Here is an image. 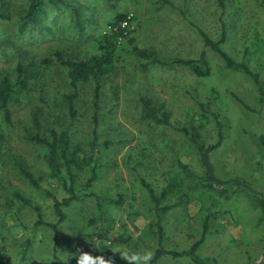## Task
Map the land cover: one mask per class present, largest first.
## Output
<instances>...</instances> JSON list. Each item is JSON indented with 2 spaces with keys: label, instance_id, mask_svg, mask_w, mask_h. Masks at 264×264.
I'll return each mask as SVG.
<instances>
[{
  "label": "rangeland",
  "instance_id": "obj_1",
  "mask_svg": "<svg viewBox=\"0 0 264 264\" xmlns=\"http://www.w3.org/2000/svg\"><path fill=\"white\" fill-rule=\"evenodd\" d=\"M5 1L12 19L0 16V80L5 73L16 79L21 49L37 59L55 51L85 59L94 52L93 37L113 26L117 15L131 19L129 38L123 40L115 72L103 82L98 105L93 83L80 84L76 90L66 68L57 64L17 89L10 103L11 122L0 115V264H101L102 246L111 253V264H143L124 253L152 257L161 246L182 250L192 239L187 233L195 240L204 232L198 264H233L249 245L264 252V0H225L224 6L219 0H72L75 10H54L47 19L54 25L49 35L20 34L17 11L26 0ZM200 30L214 40L225 30L224 50L237 62L247 60L261 84L227 67L205 46ZM135 48L158 62L140 57ZM203 51L209 62L203 75L176 62L198 59ZM73 94L74 117L67 98ZM146 100L152 102L157 118L146 117ZM164 112L170 114L167 124L158 121ZM217 119L223 124V141L211 160L216 176L230 182L206 188L183 168L187 165L197 175L204 172L197 149L181 128L199 132L211 145L219 140ZM52 130L67 133L69 153L77 152L97 168V179L87 191L91 165L74 167L81 198L64 208L67 219L56 231L48 224L35 225V205L41 206L46 223H56L54 198L69 195L62 182L51 178L45 159L49 148L30 139L51 138ZM22 168L38 179L40 187ZM235 179L243 183L237 185ZM173 182L177 191L162 205L179 201L181 205L164 215L160 242L145 183L160 194ZM90 192L102 198V211L96 196H86ZM223 220L230 227L241 223L255 236L251 241L243 236L238 245L222 229ZM56 234L72 243L56 244ZM163 256L155 264L192 261L189 256Z\"/></svg>",
  "mask_w": 264,
  "mask_h": 264
},
{
  "label": "trees",
  "instance_id": "obj_2",
  "mask_svg": "<svg viewBox=\"0 0 264 264\" xmlns=\"http://www.w3.org/2000/svg\"><path fill=\"white\" fill-rule=\"evenodd\" d=\"M219 1L221 5H225V0ZM163 2L168 1L163 0ZM9 4L10 3H7V1L5 0H0V16L4 20L12 19V13L10 11ZM54 10H56L57 13H60L65 12L66 10H75V6L72 3V0H26V5L22 6V8L17 11V30L20 34L23 35L26 32H31L32 34L42 33V35L47 32L48 34V31L54 29V25H50L47 22V19L51 17ZM77 17L78 19H76V24L78 27H81L79 15H77ZM56 18L57 17H54L55 21H57ZM125 18L126 16L124 14L117 15L115 19L116 22L111 29H107L103 34L93 37L94 52L85 59L77 60L66 58L61 51H55L52 56L37 59L36 56L28 52V50L21 49L19 55L21 60H19L15 68L16 79L13 80L12 76L9 73H5L0 80V115L4 116L6 122H11L12 113L10 109V103L14 95L16 94L17 89L25 86L27 79L41 77L46 73L47 70H50L57 64L66 68L71 85L76 90L78 89V86L80 84L93 83L95 100L94 104L95 106L98 105L103 82L106 78H108L112 73L115 72L116 65L120 59V50L122 48L123 40L129 38L128 29L121 25L122 21L125 20ZM199 32L204 40L205 46L209 47L220 57H222L227 67L239 71L241 70L245 74L253 78V80L258 85L261 84L259 75L249 67L247 60L237 62L226 50H224L222 45L226 41L225 30L219 40H214L207 32L203 30H200ZM135 52H137L140 57L146 58L151 62H158L157 58L141 49L135 48ZM23 62L26 64H24ZM176 62L185 66H189L190 68L194 69L198 75L205 74L204 70L209 67V62L206 57L205 51L201 53L198 59L180 58L177 59ZM75 97V94L67 96L70 103L72 117L76 115L74 105ZM241 103L243 104L242 101ZM144 109L146 117H156V109L152 105L151 101H145ZM169 117L170 114L164 112L162 114V117L158 121L167 124L169 122ZM94 120L95 122H98V114H95ZM217 126L219 129V140L215 144L211 145L205 144L199 132L192 131L188 127L181 128V131L190 138L194 147L197 149L200 155L204 172L202 175H197L196 173L192 172L187 165L183 168L187 171V176L189 178H193L195 182L206 188H214L216 186L226 185L230 182L222 181L216 176L215 168L211 160V153L219 146H221L223 141V124L221 123V121H219V119H217ZM51 136V138H44L39 135H34L31 136L30 139L49 148L48 154H46L45 159L51 170V178L57 179V181L62 182L64 190L69 195L62 200L54 198V212L58 218L56 223H46V221L43 220V212L41 206L35 205V209L38 215V220L36 221L35 225L40 226L43 224H48V226L56 231L58 230L59 224L63 223L67 219L64 208L68 207L73 201L81 198V195L75 185L76 180L74 167L82 168L85 164L91 165V176L85 184V190L87 191L93 186V183L97 179V168L91 163L92 161H86L84 158L80 159L77 152V154L69 153L70 148L68 147L69 140L67 133L59 134L57 131L52 130ZM22 172L34 186L40 187L38 179H36L31 172L23 168ZM232 182L237 185L243 183L239 179H235ZM145 186L147 187L150 198L154 203V209L157 215V221L154 224L155 228H157V231L155 230V233L156 235L160 236L159 240L160 242H162L164 235V215L172 208L181 205L180 201L172 205H162V201L167 199L170 193L177 191L176 186H178V184L177 182H173V184L170 183V185L164 187L161 190L160 194H158L150 185L145 183ZM85 194L86 196H96L99 209L101 211L103 210L102 198L100 196L91 192ZM17 196L24 202L30 203V201L25 199L22 195L18 194ZM205 234L206 233L204 232L203 237L195 243L191 252H194L196 247L204 242ZM55 238L56 244L70 245L72 243V240L68 238L60 240L58 234L55 235ZM24 253L26 254V251ZM168 253L175 256L181 255V253L179 252L169 251L161 246L156 250L155 254L151 257L147 264H155L164 254ZM99 260L100 262H103V264L112 263V255L105 246H102L100 249ZM79 264L86 263L80 261ZM134 264H137V262H134Z\"/></svg>",
  "mask_w": 264,
  "mask_h": 264
},
{
  "label": "crops",
  "instance_id": "obj_3",
  "mask_svg": "<svg viewBox=\"0 0 264 264\" xmlns=\"http://www.w3.org/2000/svg\"><path fill=\"white\" fill-rule=\"evenodd\" d=\"M223 222H225V221L223 220ZM230 226H231L230 224H227L225 222V226L223 225L222 229L227 230V232L230 235H232V238L236 242H239V243H237L238 245L242 244L241 240H242L243 236L246 237V239L250 240V241L255 236L254 233L249 228L244 227L241 223H237L236 226H232V227H230ZM215 233L220 234L221 232L215 230ZM191 235H192L191 233H187V236H189V239L192 237V239L188 241L189 247H187V248L183 247L182 250H176V252L181 253V255L175 256V255L170 254V253H168L167 255H172L174 257L189 256L192 258L191 263L189 262L190 264H194V263L198 264L199 259H200V256L198 254V248L202 244L205 243L207 234H205L204 242L202 244H200L199 246H197L194 252H191L193 246L195 245L196 242H198L203 237L204 234H202V236L198 239L195 238V240H194L193 236H191ZM260 248L261 247L258 248V246L249 245L245 254L240 256L241 258H239V260H236L235 263H233V264H264V252L261 251ZM254 250H257V252L255 254L252 253ZM169 251H172V250H169ZM134 262H136V261H134Z\"/></svg>",
  "mask_w": 264,
  "mask_h": 264
},
{
  "label": "clouds",
  "instance_id": "obj_4",
  "mask_svg": "<svg viewBox=\"0 0 264 264\" xmlns=\"http://www.w3.org/2000/svg\"><path fill=\"white\" fill-rule=\"evenodd\" d=\"M125 257L131 260H140L143 264H147V261L150 260V255H140V254H133L131 257L128 256V253H124ZM103 264V262H101Z\"/></svg>",
  "mask_w": 264,
  "mask_h": 264
},
{
  "label": "built area",
  "instance_id": "obj_5",
  "mask_svg": "<svg viewBox=\"0 0 264 264\" xmlns=\"http://www.w3.org/2000/svg\"><path fill=\"white\" fill-rule=\"evenodd\" d=\"M130 16H132V14H131ZM130 19H131V17H128V19L125 18V20L122 21L121 25H122L123 27L128 28V25H129V23H130V21H129ZM111 28H112V26H109L108 30L111 29Z\"/></svg>",
  "mask_w": 264,
  "mask_h": 264
}]
</instances>
